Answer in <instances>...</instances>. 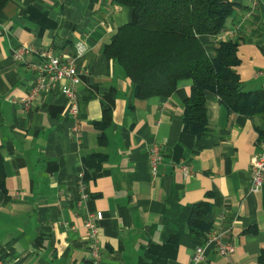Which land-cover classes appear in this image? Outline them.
I'll return each instance as SVG.
<instances>
[{"label": "crops", "instance_id": "obj_1", "mask_svg": "<svg viewBox=\"0 0 264 264\" xmlns=\"http://www.w3.org/2000/svg\"><path fill=\"white\" fill-rule=\"evenodd\" d=\"M231 1L223 30L201 38L209 54L218 40L237 42L241 85L264 102V0ZM133 17L131 6L114 0H8L0 9V256L11 264H91L83 222L101 210L102 264H186L195 244L216 229L234 250L221 254L209 244L202 264H257L264 183L250 189V160L261 151L264 110L230 111L206 91L210 133L199 140L184 131L191 78L179 79L168 96L140 98L104 52ZM77 42L84 52L76 53ZM27 43L74 58L77 117L57 90L28 109L12 101L31 86V70L12 56ZM103 106L109 116L101 127ZM152 143L163 152L155 174ZM180 162L193 168L187 177ZM79 172L90 194L82 206ZM200 202L208 205L206 227L194 231L189 218Z\"/></svg>", "mask_w": 264, "mask_h": 264}, {"label": "trees", "instance_id": "obj_2", "mask_svg": "<svg viewBox=\"0 0 264 264\" xmlns=\"http://www.w3.org/2000/svg\"><path fill=\"white\" fill-rule=\"evenodd\" d=\"M8 0H0V9ZM133 8L131 21L119 25L104 52L119 63L134 86V95H170L177 81L191 78L184 100L183 130L201 140L210 133L205 92L215 93L230 110L251 115L264 110V102L243 89L236 65L237 42L218 40L213 53L201 36L219 34L232 14L231 0H114ZM109 108L103 106V127ZM0 155V187L3 186ZM207 203L194 205L189 221L194 231L205 228L201 216ZM257 264H264V250Z\"/></svg>", "mask_w": 264, "mask_h": 264}, {"label": "built area", "instance_id": "obj_3", "mask_svg": "<svg viewBox=\"0 0 264 264\" xmlns=\"http://www.w3.org/2000/svg\"><path fill=\"white\" fill-rule=\"evenodd\" d=\"M76 53L84 52L85 48L81 42L75 44ZM33 53L37 56L34 60L26 61V55ZM15 60L24 62L31 70L33 77L31 86L26 94L12 99L24 109H28L34 102L39 100L44 93L57 90L64 94L68 100V111L73 117L78 116L77 94L75 83L78 80L77 69L74 58L63 56L52 47H37L33 44H22L12 51ZM261 151L250 160V189L259 190L264 183V139L261 141ZM148 164L150 172L155 174L163 159V152L158 143L150 144L148 150ZM179 168L183 177L193 172L189 163L180 162ZM79 197L77 206L89 197L83 179V173L79 172L77 178ZM103 217L101 210L91 211L86 214L83 226L86 230L87 249L91 264H102V246L99 238L98 220ZM222 231L213 230L207 234L203 243L195 244L193 251L186 264H202L205 260L206 246L211 244L221 254H230L234 250V244L222 240ZM0 264H11L0 256Z\"/></svg>", "mask_w": 264, "mask_h": 264}]
</instances>
